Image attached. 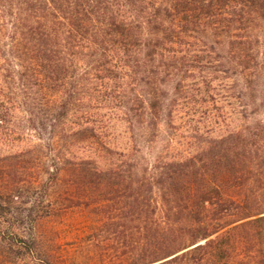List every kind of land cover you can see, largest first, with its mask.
Returning <instances> with one entry per match:
<instances>
[{
	"label": "trees",
	"instance_id": "trees-1",
	"mask_svg": "<svg viewBox=\"0 0 264 264\" xmlns=\"http://www.w3.org/2000/svg\"><path fill=\"white\" fill-rule=\"evenodd\" d=\"M0 61L2 102L38 138L0 156V258L44 253L37 226L58 213L44 197L63 183L68 207L133 231L132 264H264V0H0ZM215 65L248 100L240 130L144 168L123 155L108 168L68 155L81 141L105 148L93 104L154 134L190 74Z\"/></svg>",
	"mask_w": 264,
	"mask_h": 264
},
{
	"label": "rangeland",
	"instance_id": "rangeland-1",
	"mask_svg": "<svg viewBox=\"0 0 264 264\" xmlns=\"http://www.w3.org/2000/svg\"><path fill=\"white\" fill-rule=\"evenodd\" d=\"M216 65L214 69H197L190 74L192 76L187 80L183 93L175 98L176 102L167 103L168 111L163 112L158 132L154 134L149 131L141 135L138 126L135 128L140 133H135L131 117L122 110L107 104H100L98 109L93 104L97 108L94 125L102 134L105 148L99 142L81 141L75 143L68 155L93 159L101 168L113 167L119 159L123 160L120 158L123 155L124 160L135 161L144 168L191 157L206 146L208 139L240 130L248 123L244 112L248 100L242 97L238 81L219 72ZM0 66H4L2 61ZM5 73L4 69H0V89L4 91ZM131 80L129 78L128 82ZM136 86L127 87L128 92ZM3 100L0 96V119L6 108H11L3 104ZM169 112H172L171 117ZM138 113L143 112L139 110ZM25 116L26 113L14 104L10 122L3 124L0 121V156L26 150L38 143L34 133L26 135L22 132ZM138 118L141 120V116ZM79 122L76 117H71L69 125L78 127ZM44 153L46 156L51 154H48V149ZM67 189L59 183L51 189L49 196L44 197L45 205L52 204L58 211L37 226L36 231L43 237L44 253L18 261L12 253H8L0 258V264H132L133 231L126 235L112 233L104 228L102 215L93 212L92 208L68 207L70 201H66L64 196ZM44 193V189H37L30 204H39ZM1 230L5 235L10 231ZM45 255L50 262L44 261L47 260L43 258ZM3 259L5 261L1 262Z\"/></svg>",
	"mask_w": 264,
	"mask_h": 264
}]
</instances>
